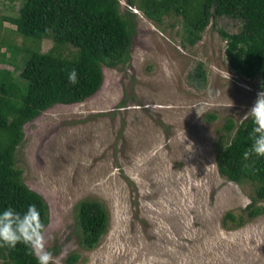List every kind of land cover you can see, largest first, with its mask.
<instances>
[{
	"label": "rangeland",
	"instance_id": "rangeland-1",
	"mask_svg": "<svg viewBox=\"0 0 264 264\" xmlns=\"http://www.w3.org/2000/svg\"><path fill=\"white\" fill-rule=\"evenodd\" d=\"M119 3L126 12L128 0ZM20 4L0 0V39L16 46L29 41L4 18L17 16ZM132 12L129 61L103 65L100 89L84 101L54 105L27 122L16 149L24 182L48 203L52 264H67L71 253L79 254L74 264H264V200L256 217L223 222L225 213L242 212L254 188L222 176L215 162L226 118L239 124L261 90L258 77L227 62L219 29L237 31L240 20L213 17L191 45L178 17L156 22L137 5ZM52 45L44 38L39 48ZM7 48L0 50L9 55ZM199 62L205 79L195 75ZM0 67L19 75L8 62ZM84 198L109 211L108 230L92 249L81 245L75 218Z\"/></svg>",
	"mask_w": 264,
	"mask_h": 264
},
{
	"label": "trees",
	"instance_id": "trees-1",
	"mask_svg": "<svg viewBox=\"0 0 264 264\" xmlns=\"http://www.w3.org/2000/svg\"><path fill=\"white\" fill-rule=\"evenodd\" d=\"M19 1L17 16L4 19L14 24L29 43L16 46L0 39V48L7 44L11 52L7 55L0 50V63L8 62L13 69H20L18 77L22 78L0 67V209L11 205L23 210L34 203L45 226L49 221L48 203L24 182L22 170L16 165L23 127L54 105L79 103L94 95L104 80L103 65L115 67L129 61L135 32L133 6L156 22L168 15L178 17L184 40L191 45L200 40L213 17L237 18L241 22L239 30L219 29L228 65L246 78L258 77L260 89L264 87V0H128L129 8L124 13L119 0ZM44 38L53 40L47 51L39 48ZM67 46L75 48L71 55L63 51ZM73 68L78 75L76 84L67 79ZM195 75L206 77L201 62ZM252 126L250 118L236 124L227 117L224 140L219 139L215 150L217 170L222 176L237 183L249 182L254 188L251 202L241 213L224 214L223 222L229 220L235 225L263 211L256 203L264 200V157L253 155L245 160L243 156L251 143L248 134ZM74 209L80 243L92 249L108 230L109 211L95 198L79 200ZM0 257L3 264H37L23 244L0 247ZM78 259V253H71L66 263L74 264Z\"/></svg>",
	"mask_w": 264,
	"mask_h": 264
},
{
	"label": "clouds",
	"instance_id": "clouds-1",
	"mask_svg": "<svg viewBox=\"0 0 264 264\" xmlns=\"http://www.w3.org/2000/svg\"><path fill=\"white\" fill-rule=\"evenodd\" d=\"M67 79L72 84L78 83L76 69L73 68L67 74ZM196 112L200 115L197 109ZM244 118H250L253 125L248 134L250 146L243 152L244 159L253 155L264 157V87L256 93ZM44 228L40 211L34 203L28 204L23 210L11 205L0 209V247L15 248L17 244H23L37 264H50L53 261L51 251L45 247Z\"/></svg>",
	"mask_w": 264,
	"mask_h": 264
}]
</instances>
